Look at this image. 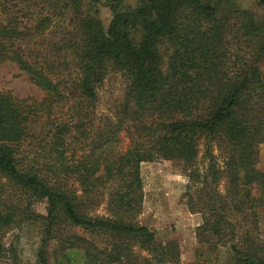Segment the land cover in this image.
Instances as JSON below:
<instances>
[{
  "label": "trees",
  "instance_id": "16d2710c",
  "mask_svg": "<svg viewBox=\"0 0 264 264\" xmlns=\"http://www.w3.org/2000/svg\"><path fill=\"white\" fill-rule=\"evenodd\" d=\"M237 1L0 0V66L45 94L0 89V264H180L179 242L139 221L142 163L166 160L189 177L197 240L227 249L216 264H264V0ZM100 4L114 8L107 27ZM110 74L125 94L101 117ZM106 190L109 213L90 214ZM31 228L35 262L21 247Z\"/></svg>",
  "mask_w": 264,
  "mask_h": 264
},
{
  "label": "rangeland",
  "instance_id": "374dc122",
  "mask_svg": "<svg viewBox=\"0 0 264 264\" xmlns=\"http://www.w3.org/2000/svg\"><path fill=\"white\" fill-rule=\"evenodd\" d=\"M135 4V0H121L118 7L127 8ZM237 4L244 8L256 11H263L256 0H238ZM99 16L107 27L111 21L114 8L106 4L96 6ZM118 8V9H119ZM166 49L162 53L166 55ZM264 74V62L261 64ZM0 89L11 91L19 98L34 97L42 98L45 94L33 84L26 74L11 62L0 66ZM126 81L119 74H110L103 86L99 89L100 99L98 101L97 114L101 117L112 116L115 107L121 102L125 94ZM121 148L125 149L128 139L125 132H122ZM203 142L199 162L201 168L207 163L203 158ZM260 160L258 166L264 170V142L259 146ZM213 154L223 164L226 154L218 142H213ZM141 175L144 182V203L139 221L156 229L160 238L164 240H177L181 248L180 264H216L223 262L227 256L226 248L207 246L201 244L196 238V229L202 223V214L191 212L186 204L185 193L190 184L189 177L174 165L172 161L144 162L141 166ZM193 192L197 191L198 185L193 183ZM223 182L219 188L223 189ZM108 191L103 194H94V199L87 211L92 215H107L109 213L107 204ZM46 203L41 202L36 206L40 212L45 213ZM260 227L264 236V205L259 209ZM21 247L26 261H36V249L38 247V234L35 229H27L21 232ZM13 237V232L6 236L7 241Z\"/></svg>",
  "mask_w": 264,
  "mask_h": 264
}]
</instances>
